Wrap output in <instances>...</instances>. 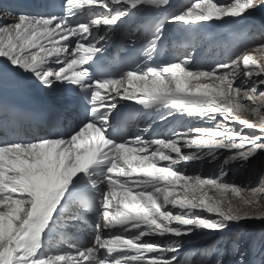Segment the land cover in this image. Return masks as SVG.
<instances>
[{
    "label": "snow or ice",
    "instance_id": "snow-or-ice-1",
    "mask_svg": "<svg viewBox=\"0 0 264 264\" xmlns=\"http://www.w3.org/2000/svg\"><path fill=\"white\" fill-rule=\"evenodd\" d=\"M257 12L264 0L0 3V264H264V231L186 251L264 225Z\"/></svg>",
    "mask_w": 264,
    "mask_h": 264
},
{
    "label": "rangeland",
    "instance_id": "rangeland-1",
    "mask_svg": "<svg viewBox=\"0 0 264 264\" xmlns=\"http://www.w3.org/2000/svg\"><path fill=\"white\" fill-rule=\"evenodd\" d=\"M261 17H264L263 12H258V15L257 13H254L253 17L248 21V23L259 24ZM261 162H264V157H261L259 161H256L257 166H259ZM212 170H213V166L207 163L202 168V172L205 171L203 174H207L208 172H211ZM229 177L235 179V181L241 185L246 184L248 182L249 177H251L253 181L252 187H256V184H257V175L254 169L252 168H249V169L233 168L232 171L229 172ZM210 194H213V193H210ZM261 231H264V225H261L257 222L256 224L246 225L244 229H240L239 231H237L235 235H232V236L220 234L216 236L202 235L199 237H195L194 239L195 244H192V246L189 249V252L191 251L192 248H201V249L205 248L211 241H213L212 240L213 238H216V241H223L224 244H222L221 246L226 245L227 248L230 250L231 241L234 238H236L237 235H244L245 233H249V232L259 233ZM209 237L210 239H208ZM245 239H246V235H245ZM197 258H200V257H197Z\"/></svg>",
    "mask_w": 264,
    "mask_h": 264
},
{
    "label": "bare ground",
    "instance_id": "bare-ground-1",
    "mask_svg": "<svg viewBox=\"0 0 264 264\" xmlns=\"http://www.w3.org/2000/svg\"><path fill=\"white\" fill-rule=\"evenodd\" d=\"M264 13V12H263ZM257 15H258V12H257ZM253 21V20H252ZM229 37H228V35H227V33H223L221 36H219L218 37V39H220V40H227ZM206 51H208L209 52V55H213V54H215L217 51H219V49H217V48H215V47H212L211 49H208L207 47H206V49H205ZM143 126V125H142ZM167 127H168V124L165 122V123H157L156 125H154V129L155 130H157L158 132H160L161 133V135H163V133L165 132V130L167 129ZM143 135H145V137L146 138H148V135L149 134H146V133H142ZM183 150V149H182ZM233 168H235V167H233ZM205 171H203L202 173H204ZM237 231H239V230H236V229H234L233 230V232H231V233H227V234H224V235H227V236H232V235H235L236 233H237ZM223 235V234H222ZM85 238H87V234H85ZM194 239H195V236H194ZM208 239H210V237L208 238ZM213 241H216V238H213L212 239ZM195 241V240H194ZM210 241V240H209ZM213 241H211L210 243H212ZM209 243V244H210ZM193 244H195L194 242H193ZM208 244V245H209ZM192 245H190L189 246V248L186 250V251H189V249H190V247H191ZM197 259H199V258H197Z\"/></svg>",
    "mask_w": 264,
    "mask_h": 264
}]
</instances>
